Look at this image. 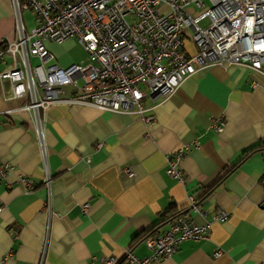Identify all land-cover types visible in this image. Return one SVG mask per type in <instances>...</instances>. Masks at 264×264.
I'll return each mask as SVG.
<instances>
[{
  "label": "crops",
  "instance_id": "obj_1",
  "mask_svg": "<svg viewBox=\"0 0 264 264\" xmlns=\"http://www.w3.org/2000/svg\"><path fill=\"white\" fill-rule=\"evenodd\" d=\"M24 18L33 29L34 14ZM16 38L12 0H0V46ZM185 45L196 55L193 43ZM77 47L75 40L47 44L63 68L85 62L74 57ZM10 90L0 81V163L13 167L0 183V264H126L128 251L148 257L142 238L172 206L197 225L211 223L208 238L152 264H264V150L245 157L264 147V71L204 69L169 98L145 100L153 123L139 114L52 106L44 112L46 165L32 116L4 115L24 104L5 100ZM219 119L222 132L213 127ZM187 146L180 183L167 174L166 157ZM190 197L201 213L189 207ZM222 212L228 219L214 221Z\"/></svg>",
  "mask_w": 264,
  "mask_h": 264
},
{
  "label": "built area",
  "instance_id": "obj_2",
  "mask_svg": "<svg viewBox=\"0 0 264 264\" xmlns=\"http://www.w3.org/2000/svg\"><path fill=\"white\" fill-rule=\"evenodd\" d=\"M12 4L17 38L0 46V66L11 60L8 69L0 72V81L11 84L5 100L24 104L4 115L32 116L45 165L44 112L52 106L139 114L146 123H153L154 118L146 116L145 100L169 98L187 78L204 69L238 65L264 71V0H12ZM26 12L35 16L31 30L26 26ZM69 40L77 41L86 60L63 68L47 44ZM188 41L196 46V55L187 50ZM213 127L222 132L223 120H216ZM190 150L183 147L166 157L167 174L180 183L185 175L179 163ZM12 170L0 163V183ZM125 172L132 176L131 170ZM22 181L31 190L30 180ZM51 182L46 171L45 186ZM188 199L189 207L201 213L197 201ZM88 210L87 204L84 212ZM227 219L224 212L214 217V221ZM210 229L211 223L200 226L180 216L164 232L146 238L150 256L139 258L128 251L124 261L160 262L185 242L205 240ZM102 262L120 264L116 258Z\"/></svg>",
  "mask_w": 264,
  "mask_h": 264
},
{
  "label": "trees",
  "instance_id": "obj_3",
  "mask_svg": "<svg viewBox=\"0 0 264 264\" xmlns=\"http://www.w3.org/2000/svg\"><path fill=\"white\" fill-rule=\"evenodd\" d=\"M258 150H259V151H260V150H264V147H259V148L257 147V148H254L253 150H251L250 152H248V153L246 154L245 157H247V155H250L251 153H253V152H255V151H258ZM197 204H198V203H197ZM183 215H184V216H187V215H186V210H182V211H180V210L176 209L174 206H172V207L170 208L169 212L165 215L164 219L160 222V224H159L154 230H152V231L146 233V234L143 236L142 240H146V238H148L149 236H151V235H155L156 233L159 232V230H160L162 227L171 224L175 219H177L178 217L183 216Z\"/></svg>",
  "mask_w": 264,
  "mask_h": 264
},
{
  "label": "rangeland",
  "instance_id": "obj_4",
  "mask_svg": "<svg viewBox=\"0 0 264 264\" xmlns=\"http://www.w3.org/2000/svg\"><path fill=\"white\" fill-rule=\"evenodd\" d=\"M33 13V12H31ZM74 57L78 60V62H81L86 58V55L81 47H77L75 50H73ZM36 64V62H35ZM184 173V172H183Z\"/></svg>",
  "mask_w": 264,
  "mask_h": 264
},
{
  "label": "water",
  "instance_id": "obj_5",
  "mask_svg": "<svg viewBox=\"0 0 264 264\" xmlns=\"http://www.w3.org/2000/svg\"><path fill=\"white\" fill-rule=\"evenodd\" d=\"M263 208H264V205H263Z\"/></svg>",
  "mask_w": 264,
  "mask_h": 264
}]
</instances>
